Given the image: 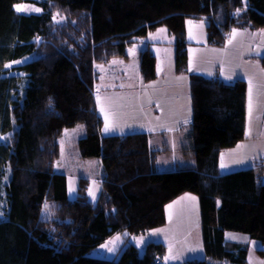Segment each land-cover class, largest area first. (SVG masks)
I'll return each instance as SVG.
<instances>
[{
    "label": "trees",
    "instance_id": "1",
    "mask_svg": "<svg viewBox=\"0 0 264 264\" xmlns=\"http://www.w3.org/2000/svg\"><path fill=\"white\" fill-rule=\"evenodd\" d=\"M0 0V264H162L166 244L130 242L117 258L88 253L125 230L141 234L166 222L164 206L189 192L199 197L203 257L184 264H246L248 249L224 238L245 233L264 246V154L248 168L220 172L219 155L242 140L247 83L190 72L191 127L182 146L192 163L158 170L148 132L101 134L96 64L127 50L158 26L174 36L175 70L188 72L186 18L206 19V41L226 43L232 28L264 26V0ZM64 15L54 21V12ZM144 81L156 78V55L140 53ZM264 66V57L260 59ZM83 123L81 158H99L95 202L89 178L68 197L54 169L65 128ZM54 203L52 218L41 213ZM261 254L264 247L258 250Z\"/></svg>",
    "mask_w": 264,
    "mask_h": 264
},
{
    "label": "crops",
    "instance_id": "2",
    "mask_svg": "<svg viewBox=\"0 0 264 264\" xmlns=\"http://www.w3.org/2000/svg\"><path fill=\"white\" fill-rule=\"evenodd\" d=\"M163 27L164 26H158L154 28V30L149 31L147 35L143 36V38L132 43V46L127 50L128 57H115L105 63H100L107 67H115L117 71L112 73L113 75L107 77L109 85L105 87L102 85L101 90L103 91L101 93H97L96 90V87L103 81L98 72L99 80L95 84V98L97 101V110L101 115L103 123L101 126V134L114 135L136 131L148 132V143L150 144V148L159 150L155 164L160 155L162 157L164 154L167 155L171 163H176V167H178L182 164L192 163V158L189 161V157L183 154V157L188 158L179 160L175 150L182 149L183 145L189 143V129L192 121L189 74L190 72L198 71V68H192L188 61V72H176L174 65V36L167 31L166 27ZM233 30L234 28H232L229 34L230 36L231 33L234 32ZM187 33L188 31L186 32V36ZM203 38H205L204 40L206 41V37L203 36ZM189 43L195 42L190 40ZM147 47L156 55L157 67L156 78L144 81L140 73L139 53ZM100 64L95 65L97 70H99L98 67ZM198 72L199 74L201 73L209 77L216 76L215 74H211L212 72L208 74L204 67H201ZM222 79L225 80L224 78ZM258 88L254 93L255 95L252 96V105L256 106L253 112L255 131L251 134L247 133V129L249 128V116L246 96V129L244 137L242 140L236 142L234 146L225 148L220 152L218 160L220 172L226 173V171L237 170L240 167L248 168L254 165L258 158L264 154V91L262 89L263 87ZM246 93H248V89ZM106 124L108 126V131H105ZM185 125H188L187 131L183 130L184 132H182L183 126ZM75 146H77V142H75ZM75 156L82 159L79 156L78 146ZM87 160L98 166L100 171H102L99 158L94 157L93 159ZM243 163H247V165L243 166ZM61 172L66 174L68 188L69 172L65 170ZM187 199L194 201L189 192H183V194L172 199V201L164 206L166 222L163 224L165 230L163 233L167 236L166 232L168 230L172 234H169L172 240L178 239L177 235L174 233V224H176V228L178 229L180 225L184 223L185 228L189 227L188 215L186 213L183 214L180 209V205L187 202ZM171 215H173V218L176 216L177 219L173 220ZM181 216L184 219L180 218ZM200 218L199 214L195 219V226L191 229L196 228L197 232L202 236ZM169 223L170 227H167ZM183 236L182 234L181 237ZM152 241L156 240L152 238L148 239L146 242ZM162 241L163 240H161V242ZM165 244L167 248L168 243L166 242ZM183 261H179L178 264H183Z\"/></svg>",
    "mask_w": 264,
    "mask_h": 264
},
{
    "label": "rangeland",
    "instance_id": "3",
    "mask_svg": "<svg viewBox=\"0 0 264 264\" xmlns=\"http://www.w3.org/2000/svg\"><path fill=\"white\" fill-rule=\"evenodd\" d=\"M41 2L42 0H24L18 6L23 9L21 11L40 12ZM33 9H39V11H34ZM53 15L54 21L56 20L60 22L64 20V15H61L57 11H55ZM205 25L206 19L204 18H199L197 20L186 18V29L188 31L186 39L188 42H190V40L195 42L187 45L189 55L188 61L190 62L192 68H198L199 71L201 67H204L208 74L212 72L211 74H215L220 79L224 78L225 80L231 81L235 79H243L246 81L248 89V93H246L248 94L246 105L249 116V128L247 129V133L251 134L255 131L253 112L256 109V106L252 105V96L255 95L254 93L256 90L259 89L258 87H263L262 89L264 91V66L260 61V59L264 57V26L253 29L249 27H236L233 30L234 32L231 33V36H228L229 39L227 38L226 43L218 47L211 45L204 40L205 38H203V36L206 37L207 35ZM98 68L100 78H102L103 81L96 87V90L97 93H101L103 91L101 90L102 85L104 87L109 85L107 77L113 75L112 73L117 71V68L110 66L107 67L104 66V64H100ZM198 71L194 72L199 73ZM187 126L188 125L183 126L182 132L187 131ZM84 128V124L81 123L63 130L59 139V146H61L58 156L59 158L54 162V169L57 172L64 170L69 172L67 190L68 197L70 199H72L77 193L76 188L78 186V177L83 175L87 176L89 178V184L87 187L89 189L88 195L90 200L95 202L99 192L101 191L100 188L103 180L102 171H100L98 166L87 160L93 159L94 157L79 159L75 156L77 151L75 142H77L78 139L84 135ZM175 152L177 153L179 160L188 158L183 157L184 154L182 149H177ZM188 160L190 161L191 157H189ZM247 163H243V166H246ZM156 164L158 170L176 167V163H171L167 155L164 154L162 157L160 155ZM262 181H264V166ZM90 191L94 195H90ZM189 194L192 198H194V201L187 199V202L180 205L181 212L188 215L187 218L189 227L185 228V223L180 225L179 229L176 228V224L173 226L174 233L177 235L178 239L172 240L170 238V235L172 234L168 230L166 232L167 236H165V233H163V231L165 232L164 225L153 227L148 231L141 232V234L129 235L127 231L121 230L118 233L109 236L104 242L92 249L88 254L95 257H106L108 259L112 257L117 258L120 255V249L124 248V246L128 243L134 242L142 250V248L148 243L146 241L154 238L156 241L163 240L162 242L168 243V247L166 248L164 254L165 258L163 255L161 260L162 264H165V262L166 264H178L179 261H185L187 258L203 257L205 252L203 250L202 236L197 232L196 228L191 229L195 226V219L200 214L199 197L196 194ZM5 205L4 195L0 194V213ZM53 210L54 203L46 201L41 213L44 217L52 218ZM171 218L173 220L177 219L176 216L173 218V215H171ZM180 218L183 217L181 216ZM167 227H170V223ZM182 234L184 235L183 237H181ZM224 238L241 243L248 249L246 264H264V252L261 254L258 251L264 246L258 240L248 237L245 233L231 230L226 231ZM109 248H111L112 251H109Z\"/></svg>",
    "mask_w": 264,
    "mask_h": 264
},
{
    "label": "snow or ice",
    "instance_id": "4",
    "mask_svg": "<svg viewBox=\"0 0 264 264\" xmlns=\"http://www.w3.org/2000/svg\"><path fill=\"white\" fill-rule=\"evenodd\" d=\"M21 10H23L20 6H17V11H21ZM34 11H39V9H33ZM105 131H108V126H107V124H106V126H105ZM90 195H94L93 193H91V191H90V193H89ZM194 199V198H193ZM46 207H47V205H46ZM118 239V238H117ZM109 251H112V249L111 248H109Z\"/></svg>",
    "mask_w": 264,
    "mask_h": 264
},
{
    "label": "built area",
    "instance_id": "5",
    "mask_svg": "<svg viewBox=\"0 0 264 264\" xmlns=\"http://www.w3.org/2000/svg\"><path fill=\"white\" fill-rule=\"evenodd\" d=\"M2 217V215H0Z\"/></svg>",
    "mask_w": 264,
    "mask_h": 264
}]
</instances>
